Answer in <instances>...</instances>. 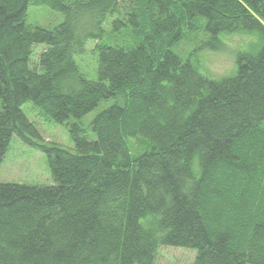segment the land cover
Here are the masks:
<instances>
[{"label":"trees","instance_id":"16d2710c","mask_svg":"<svg viewBox=\"0 0 264 264\" xmlns=\"http://www.w3.org/2000/svg\"><path fill=\"white\" fill-rule=\"evenodd\" d=\"M29 8L63 20L28 25ZM195 33L261 46L209 79L173 51ZM27 103L73 149L44 142ZM13 138L54 183H0V264H155L160 248L264 264V0H0V165Z\"/></svg>","mask_w":264,"mask_h":264},{"label":"rangeland","instance_id":"374dc122","mask_svg":"<svg viewBox=\"0 0 264 264\" xmlns=\"http://www.w3.org/2000/svg\"><path fill=\"white\" fill-rule=\"evenodd\" d=\"M63 17L47 8H29L28 25L54 28L59 25ZM188 35L181 41L175 50L180 57L189 60L199 72L209 79L232 75L237 68L238 57L244 54H254L261 46L256 34L240 33L220 36L218 40L224 44V50H213L207 43L210 41L206 34ZM124 36V35H123ZM202 39V40H201ZM259 46V48H258ZM94 44L88 42L84 55L78 58L81 71L87 74L88 79L96 80V58L93 52ZM42 52L37 47L33 52L32 65ZM114 100L105 101L87 114L81 124L87 125L94 117L106 110ZM32 109V105H23L22 110L29 121L35 124L39 136L44 142H50L67 149H73V143L65 125H59L40 118ZM76 122V121H75ZM0 183H12L27 186H53V180L48 168L46 157L35 149L25 146L17 138H13L0 165ZM193 253L181 249L160 248L155 264H191Z\"/></svg>","mask_w":264,"mask_h":264}]
</instances>
